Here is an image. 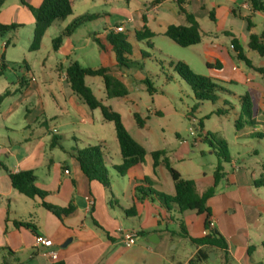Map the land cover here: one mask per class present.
Masks as SVG:
<instances>
[{"label": "crops", "instance_id": "1", "mask_svg": "<svg viewBox=\"0 0 264 264\" xmlns=\"http://www.w3.org/2000/svg\"><path fill=\"white\" fill-rule=\"evenodd\" d=\"M42 1L30 0L28 3L39 6ZM167 1H175L177 11L180 13L177 0H164L160 3L154 0L152 8L159 10ZM184 2L186 10L194 14L200 25L201 42L191 47L197 50L198 56L206 64V72L202 74L214 78L219 85L236 86L238 91L234 96L240 102L246 93H250L255 104L264 106L262 75L248 67L244 61L246 67L234 64L229 47L226 44L223 45L222 41L216 42L218 33L203 29L201 21V18L206 16L213 21H221L222 27L219 32L230 37L231 50H233L232 36H235L239 38L246 56L252 61L246 53L247 50H251L248 47L249 36L255 33L262 35L264 40V30L262 33L254 32L257 24H264V13L254 12L249 0H216V3L215 0H184ZM13 7L15 10L21 8L16 4ZM24 7L29 10L26 5ZM136 9L141 11V18L134 26L132 32L134 36L135 30L141 29L144 25L148 26L155 35H164L170 24H186L181 13L184 20L170 22L164 18L149 16L138 4ZM3 11L1 9L0 22L10 23L9 19L3 18ZM211 11L214 12V18L210 16ZM29 12L31 13L30 10ZM238 17L246 23L240 33L232 25L226 27V20L234 22ZM127 21L135 23L134 18ZM23 24L27 26L30 36L27 40L13 41L12 49L21 42L19 54H16L14 50L10 52L11 40L0 39V60L4 58L7 67L21 61L24 65L19 70L20 76L13 71L16 76L12 81L14 84L12 91L16 93L6 97L7 99L0 97V250L2 252L0 264H4V257L7 256L9 264H189V260L194 257L200 246L193 243L189 237L183 236L175 226L180 228V221H183L185 231L190 237H202L205 231L206 214H198L195 210L179 213L174 205L171 211H167L159 203L145 200L139 205L137 215H128L126 211L133 205V185L129 175L121 176L115 169V166L121 163V153L118 157L119 163H114L109 156L105 155L107 168L109 169V165L112 166V171L109 169L111 176L109 188L98 181L87 179L75 158L74 147H71L68 138L72 135L75 140V127L95 120L94 112H91L93 109H90L74 93L67 81L66 72L64 80L67 84L61 81L54 90L50 89L51 86L47 87L42 79L36 77L31 68L29 56L35 27L33 14ZM156 25L159 26L158 29ZM106 35L96 36L105 37ZM62 46L57 50H60ZM110 51L104 54H109ZM252 63L256 67L263 66L264 59L260 64L254 61ZM122 76L121 72L120 77L123 79ZM5 81L4 75L0 78V96L5 93V86L8 84H5ZM101 100L104 103L110 101L105 95ZM53 105L55 111L50 113ZM118 112L129 133L142 144L140 139L132 133L131 125L125 122L123 113L120 110ZM100 120H104L103 116ZM44 125L47 126L46 131L42 128ZM146 151L148 156L156 150ZM162 151L184 179H192L196 182L199 192L213 185L215 170L205 171L200 163L191 158L186 159L183 152L188 150H176L170 154L165 150ZM211 153L214 151L212 150ZM151 159L150 169L145 171L142 163L137 167V173L148 176L149 179L151 176L156 187L154 189L174 194L175 187L170 173L163 164H159L154 171L152 156ZM230 163L234 164L232 171L226 173L223 179L227 182L225 187L233 190L226 189L219 196L215 194L209 199L208 206L211 209L215 228L228 241L230 264H247L246 257L254 248L250 243L253 232L240 231L234 219L228 218L225 212L231 209V212L236 213L238 210L245 224L249 219L254 221L257 228L254 234L258 236L260 221L264 214V196L253 187L257 189L259 186H264V183L258 184L259 181L254 178V175L242 170L241 166L235 168V160L232 159ZM4 167L11 172L32 170L36 176L35 185L46 192L45 201L61 208L72 205L74 210L61 217L54 215L41 205L39 197L27 198L14 189L8 171ZM89 198L93 201L92 205ZM18 222L30 223L34 228L18 224ZM141 230L148 234L141 236L139 234ZM122 232L137 233V242L127 247L123 241ZM37 234L53 240L50 249L57 251L56 260L44 255L46 248L35 246ZM152 234H157L159 241L156 243L150 241L149 236ZM185 241L191 245L186 257L180 254V251L186 248ZM205 249L209 251V255L215 251L210 248ZM222 261H225L224 252Z\"/></svg>", "mask_w": 264, "mask_h": 264}, {"label": "rangeland", "instance_id": "2", "mask_svg": "<svg viewBox=\"0 0 264 264\" xmlns=\"http://www.w3.org/2000/svg\"><path fill=\"white\" fill-rule=\"evenodd\" d=\"M72 3V14L66 19L56 20L53 27L49 28L43 36L40 48L37 51H29L31 68L38 79H42L47 87L51 86V90L56 89L61 81L67 84L64 76L66 68L72 61H78L85 67L107 66L112 69V74L120 76L121 72L116 66L115 53L111 50L109 54H104L97 42L93 40V35L104 36L109 32L119 34L116 27L124 25L125 31L122 34L126 36L131 45V53L128 57L132 60L130 66L123 67L122 70L128 95L113 97L110 101L105 102L123 113L125 122L131 125L132 133L140 139L146 150H165L168 154L174 153L176 150H188L183 152L186 159L191 158L200 163L205 171L216 170L218 164L221 163L226 176V173H231L234 164L223 161L216 153L224 143L232 159L236 161L235 168L241 166L242 170L254 175V178L259 181L258 184L264 183V106L252 102V114L242 113L243 99L240 102L234 96L238 89L234 85L227 84L220 85L221 88L217 91L214 102H198L191 87L169 65L171 60H181L186 62L194 72L205 73L206 64L198 56L197 50L191 46L181 47L162 34L138 41L132 33L134 26L141 18V11L136 9V4L143 8L144 13L149 16L164 18L170 22H180L183 17L177 11L175 1H167L159 10L152 8L154 0H72ZM14 4L21 8L15 10ZM2 9L4 10L3 18L9 19L10 23L13 21L25 25L23 23H26L29 16H32L29 10L22 5L21 0H4ZM130 18H134L135 23L127 21ZM201 21L203 29H210L218 33L216 42L222 41L223 45L226 44L229 47L234 64L246 67L245 63L239 61L235 52L231 50L230 37L219 32L222 27L221 21H213L208 16L201 18ZM226 23V27L232 25L238 33L244 29L246 24L240 17L235 18L234 22L226 20ZM67 27L71 28V36L65 34ZM156 27V29L159 28L158 25ZM263 30L264 24L259 23L254 32L262 33ZM29 36L27 26H22L16 31H10L4 36H0V39L11 40L10 52L14 50L16 54H19L21 42L12 49L13 41L15 39L27 40ZM58 36H62L63 43L61 45L63 46L56 51L52 40ZM246 53L254 63L260 64L264 59L263 56L252 50H247ZM22 65V61L14 62L12 66L6 67L3 74L0 75V78L5 75V84L8 83L5 86L4 95L0 96L1 98H8L12 93H16L12 91V87H14L12 81L16 76L13 71L17 72V76H20L19 70ZM146 80L151 82L155 89L154 92L148 90ZM86 82L92 87L97 98L104 99L102 77L88 76ZM219 109L228 111L225 114H217ZM54 111L53 105L50 113ZM91 112H94L95 120L89 124H80V127L76 126L75 140L69 134L71 136L68 141L71 147L82 148L88 144L99 146L104 156H109L114 163H119L120 148L114 124L100 120L102 117L100 109H94ZM134 113H138L145 119L144 127L136 124ZM238 121L241 122L240 128L236 125ZM42 128L44 131L47 130L46 125ZM207 133L212 135L209 137L212 144L203 140ZM65 141L64 143H66ZM212 150L214 153H211ZM151 160L150 154L145 157L143 162L145 171L150 169ZM109 169L112 171V166L109 165ZM150 182L151 187L156 188L151 176ZM226 185L227 182L222 178L216 188L218 196L227 189ZM253 188L264 196V186H259L257 189L254 186ZM227 190L232 191L233 189ZM231 211L228 209L225 214L228 218L234 219L236 227L241 228H239L240 231L253 232L250 243L254 248L251 254L246 257V263L264 264V214L260 221L259 234L255 236L254 232L257 228L254 221L249 219L245 224V220L238 210L236 213ZM175 228L181 231L178 226ZM185 242L186 248L181 250L180 254L186 257L191 245L188 241ZM214 250L213 259L210 257V260L197 264L231 263L226 260L222 261L223 252L221 250ZM0 263H2L1 250Z\"/></svg>", "mask_w": 264, "mask_h": 264}, {"label": "trees", "instance_id": "3", "mask_svg": "<svg viewBox=\"0 0 264 264\" xmlns=\"http://www.w3.org/2000/svg\"><path fill=\"white\" fill-rule=\"evenodd\" d=\"M162 1L164 0H155L156 3ZM177 1L179 11L184 16L186 24H170L164 35L181 47H189L200 43L202 36L200 25L196 20V17L194 14L186 10L184 0ZM249 2L254 12L264 13V0H249ZM3 3L4 0H0V12ZM21 3L29 8L35 18V27L32 42L30 44L31 51H36L40 48L43 36L52 26L54 21L66 19L73 12L72 0H43L39 6H34L26 0H21ZM213 14L214 12L211 11V18H214ZM248 23L250 28L249 19ZM21 26L23 25L14 22H0V35H5L10 31H16ZM65 34H71L70 27L66 28ZM154 36L155 33L146 25L141 29L135 30V38L138 41L150 39ZM93 40L97 42L103 52L108 53L109 50H112L115 53L117 61L116 66L120 72H122L123 67L128 68L132 63V60L128 57L131 53V45L124 34L109 32L105 37H97L96 35H93ZM52 43L55 50L59 49L62 44V36L55 37L52 40ZM231 43L236 57L239 60L244 61L250 68L259 72L264 81V65L258 67L253 66L252 61L246 56L244 47L239 38L232 36ZM248 47L259 55L264 56L263 36L251 33L249 36ZM169 65L173 67L175 72L191 87L194 97L198 102L215 101L217 91L221 87L214 78L194 72L186 62L181 60H171ZM0 67V73H2L7 67L4 58L0 60ZM111 70L112 69L107 66L85 67L78 61H72L66 68V78L74 93L83 103H85L90 109H100L104 121H109L114 124L115 134L121 153V163L116 165L115 169L121 176L129 175L133 185V205L126 211V213L128 215H137L139 213V205L143 204L145 200H150L159 203L161 207L167 211H171V209L176 206L179 213H183L186 210H195L198 214H206L205 229L208 230V233L199 238L190 237L188 232L185 231L184 222L180 221L182 235L189 237L193 243L200 246L194 257L189 260V264H197L199 262L210 260L209 251L205 248L222 250L225 255V260L227 262L230 261L228 241L215 227H209L211 209L208 206V201L216 194V188L219 182L225 177L221 163L218 164L214 172L213 185L209 186L204 191L199 192L196 182L192 179H184L179 171L172 166L170 159L165 155L164 151H153L151 156L153 158L154 171L159 164H163L166 167L174 182L175 193L167 194L151 187V182L148 176H141L136 171L137 167L144 162L147 155L145 147L129 133L121 114L114 110L110 105L104 103L103 100L97 98L91 86L86 83V77L99 76L102 77L104 82L106 99L128 95V88L123 79L120 76L112 74ZM146 82L148 90L154 92L155 89L151 85V82L149 80H146ZM242 99L243 104L241 112L251 115L253 97L250 93H246ZM227 111V109H219L217 110V114H225ZM134 118L138 126H144L145 119H143L138 113H134ZM200 124L202 125L201 122ZM236 125L240 128L241 122L238 121ZM208 133L203 140L212 144L209 140V137H212V135ZM74 150L75 158L79 162L87 179L89 181H98L103 186L109 188L111 186V176L105 164V156L101 148L99 146L88 144L82 148L76 147ZM216 153L223 159V161H232V157L224 143L221 144L220 150H217ZM4 168L7 170L6 167ZM7 171L14 189L27 198L34 199L39 197L41 199V205L54 215L61 217V215L71 213L74 210V206L72 205H69L66 208H61L45 201L46 192L42 191L35 185L36 176L32 170H22L18 172ZM256 183H258V181ZM18 224L34 228L30 223L18 222ZM139 234L144 236L147 235L148 232L141 230ZM4 264H9L8 256L4 257Z\"/></svg>", "mask_w": 264, "mask_h": 264}, {"label": "built area", "instance_id": "4", "mask_svg": "<svg viewBox=\"0 0 264 264\" xmlns=\"http://www.w3.org/2000/svg\"><path fill=\"white\" fill-rule=\"evenodd\" d=\"M116 30L118 33H122L125 31V27L123 25H119L116 27ZM0 71H1V67H0ZM191 133L193 134L192 129H191ZM66 172H69V170H66ZM89 201H90V204L92 205L93 201L90 198H89ZM209 227L210 228L215 227V222L211 217L209 218ZM207 233H208V230L205 229L204 235H206ZM122 237L127 247L133 246L138 240V235L135 232H122ZM52 245H53V240L51 238H48L47 236H44L42 234H37L35 236V246L37 248L39 247L46 248V251H44V255L49 256L53 260H56L58 257V253L57 251L50 249Z\"/></svg>", "mask_w": 264, "mask_h": 264}, {"label": "water", "instance_id": "5", "mask_svg": "<svg viewBox=\"0 0 264 264\" xmlns=\"http://www.w3.org/2000/svg\"><path fill=\"white\" fill-rule=\"evenodd\" d=\"M149 240L156 243L157 241H159V237L157 234H152L149 236ZM214 254L213 253H210V257L213 259V256Z\"/></svg>", "mask_w": 264, "mask_h": 264}]
</instances>
